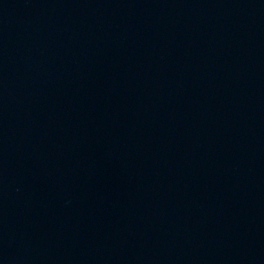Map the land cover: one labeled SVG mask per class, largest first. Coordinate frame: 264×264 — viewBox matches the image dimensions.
Listing matches in <instances>:
<instances>
[{"label": "water", "instance_id": "95a60500", "mask_svg": "<svg viewBox=\"0 0 264 264\" xmlns=\"http://www.w3.org/2000/svg\"><path fill=\"white\" fill-rule=\"evenodd\" d=\"M0 264H264V0H0Z\"/></svg>", "mask_w": 264, "mask_h": 264}]
</instances>
